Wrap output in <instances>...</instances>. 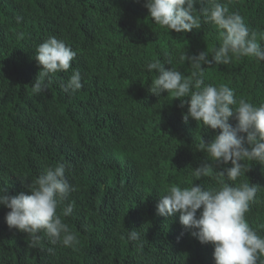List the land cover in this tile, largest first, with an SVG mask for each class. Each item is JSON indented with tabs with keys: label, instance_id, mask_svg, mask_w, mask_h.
<instances>
[{
	"label": "trees",
	"instance_id": "1",
	"mask_svg": "<svg viewBox=\"0 0 264 264\" xmlns=\"http://www.w3.org/2000/svg\"><path fill=\"white\" fill-rule=\"evenodd\" d=\"M220 2L238 12L264 46V0ZM144 3L0 0V188L9 195L28 193L47 167L67 164L66 176L77 191L66 202L73 212L63 222L79 239L75 248L52 245L41 233L33 248L27 234L9 229L10 210L0 205V264H215L214 247L192 237L179 213L158 215L156 204L169 186H217L214 174L195 180L191 173L210 160L197 150L199 142H211L219 130L191 117L185 122L188 106L181 108L171 94H151L156 72L145 65L163 62L167 53L172 63L164 67L190 77V64H181L180 54L210 52L220 43L219 31L203 18L200 29L169 31L152 21ZM205 6L196 4V14ZM49 36L77 55L46 93L34 95L31 84L41 70L36 48ZM202 67L205 84H227L237 100L264 104V61L241 57ZM73 70L81 73L83 87L66 94L62 84ZM244 163L250 170L230 183L260 186L245 218L264 236V165ZM133 229L140 238L130 242Z\"/></svg>",
	"mask_w": 264,
	"mask_h": 264
},
{
	"label": "clouds",
	"instance_id": "2",
	"mask_svg": "<svg viewBox=\"0 0 264 264\" xmlns=\"http://www.w3.org/2000/svg\"><path fill=\"white\" fill-rule=\"evenodd\" d=\"M205 2L206 6L197 15L195 5ZM144 7L155 24L169 31L187 33L200 29L203 18L205 23L216 27L220 37V43L210 52L180 54L179 62L190 64V77L176 68L164 67V63H172L167 53L163 62L155 59L145 65L148 72H156L148 87L151 94L157 97L164 92L171 94L173 99L180 100L181 108L187 104V112L183 114L185 122L191 117L203 126L219 130L211 142L205 143L203 139L199 142L197 150L207 153L210 160L205 159L191 173L195 180L214 174L217 186L206 188L201 183L169 186L156 204L157 214L167 218L179 213L180 224L192 237L202 245L214 247L215 264H264V236L250 227L245 218L260 186L246 180L238 186L230 183L250 170L244 162L264 165V104L256 106L245 99L237 100L227 84H205L202 67L212 63L228 65L241 57L264 61V46L257 41L256 33H250L243 17L238 12H230L220 0H145ZM76 55V51L55 36L40 43L34 59L41 70L31 84L32 93H46L56 73H66L72 68ZM82 87L78 70H73L62 84L66 94H74ZM230 119L237 121L235 126L229 123ZM229 162L231 167L222 170L214 167ZM68 167L65 163L47 167L28 185V193L9 195L6 187L0 188V205L10 210L5 216L7 226L27 234L33 248L43 236L52 245L75 248L79 244L77 234L63 222L73 212L72 203L66 202L77 191L66 176ZM139 238L138 231L129 230L130 242Z\"/></svg>",
	"mask_w": 264,
	"mask_h": 264
}]
</instances>
